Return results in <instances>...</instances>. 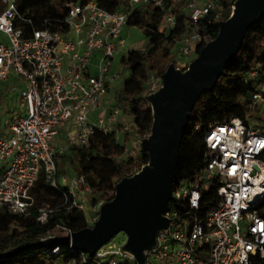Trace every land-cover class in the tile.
<instances>
[{
    "label": "built area",
    "instance_id": "obj_1",
    "mask_svg": "<svg viewBox=\"0 0 264 264\" xmlns=\"http://www.w3.org/2000/svg\"><path fill=\"white\" fill-rule=\"evenodd\" d=\"M1 1L0 38L4 35L5 39H0V82L15 78L12 90L18 93L19 103L8 106L5 124L0 114V209L27 213L42 169L46 182L55 188L68 187L73 204L84 209L79 193L90 190L86 176H58V153L88 145L96 130L116 132L118 138L119 132L132 133L140 139V146L143 139L136 132V122L125 120L122 110L108 99L120 78L113 69L114 59L136 50L129 49L122 34L136 7L163 8L162 32L178 27L177 11L184 4L188 31L178 41L176 59V67L182 69L197 55L202 20L217 8L216 0H128L125 8L116 11L90 0L71 3L66 17L56 20L23 14L20 0ZM250 77H258V71H252ZM160 86L159 79L152 76L149 91ZM260 105H264V83L257 85L250 100L251 108ZM259 116L249 122L232 117L205 130L207 164L194 179L180 178L173 187L165 213L169 227L147 251L146 264H254L257 256L264 258V217L260 213L264 203V112ZM207 188L215 190L216 204L204 209L202 193ZM58 206H46L38 220L46 222ZM56 229L64 235L73 232L66 225ZM126 239H112L94 255L67 246L75 256L66 264H138L123 249ZM61 246L47 248L60 254Z\"/></svg>",
    "mask_w": 264,
    "mask_h": 264
},
{
    "label": "trees",
    "instance_id": "obj_2",
    "mask_svg": "<svg viewBox=\"0 0 264 264\" xmlns=\"http://www.w3.org/2000/svg\"><path fill=\"white\" fill-rule=\"evenodd\" d=\"M90 0H20L19 9L23 14L38 19H63L68 14L71 3H86ZM100 4L116 11L126 7L128 0H98ZM236 0H216L217 8L202 20V40L197 47V54L202 47L219 32V22L227 19ZM178 8L179 25L174 30L160 31L163 8L152 5H138L133 13L131 23L144 29L149 42L146 49H136L123 57L129 65L130 74L123 86L116 92L114 106L120 108L124 118L132 116L137 124V134L144 138L151 133L153 112L148 101L151 77L156 76L162 84V74L171 63L176 64L173 48L188 31V12ZM4 4L0 0V12ZM264 18L250 27L237 56L227 64L212 91H205L197 100L192 110L191 120L183 139L180 158L177 164L174 186L180 178L194 179L204 169L208 158L205 155L203 134L211 124L222 123L232 117H239L247 122L259 118L258 112L250 107V100L256 87L264 83ZM187 68V66L182 69ZM258 71V77L251 78L250 73ZM141 102L146 103L142 106ZM3 103L0 95V106ZM123 120L119 129H123ZM199 129L196 130L195 127ZM132 133L124 132L120 142L116 132L105 133L96 130L90 142L83 148L70 147L59 152L57 161L58 176L64 173V167L70 162L76 176L85 175L87 182L95 193L93 202L111 200L115 195L116 184L125 176L136 173L146 164L142 158L127 155V147L133 138ZM146 153L145 150L141 149ZM62 153V154H61ZM113 162L114 180H106L94 171L98 164ZM31 195L32 203L27 213H13L6 207L0 209V253L15 250L28 244H36L51 235L58 225H66L73 232L92 226L84 209L73 204L74 197L66 186L53 187L46 182L44 169L40 171ZM59 204L48 214L46 222L38 220L41 211L48 205ZM216 204L215 190L204 189L202 206L204 209ZM264 217V203L260 207ZM98 218V217H97ZM60 254H52L47 247H32L20 253L0 258V264H57L59 256L67 262L75 256L61 246ZM254 264H264V258L257 256Z\"/></svg>",
    "mask_w": 264,
    "mask_h": 264
},
{
    "label": "water",
    "instance_id": "obj_3",
    "mask_svg": "<svg viewBox=\"0 0 264 264\" xmlns=\"http://www.w3.org/2000/svg\"><path fill=\"white\" fill-rule=\"evenodd\" d=\"M263 18L264 0H236L230 16L219 22L217 36L202 47L187 68H178L174 63L168 66L161 86L147 96L153 123L141 147L148 153V162L116 184L114 197L100 206L92 226L0 253V258L32 247L58 245L94 255L124 232L127 239L123 249L138 264H146L147 251L157 245L158 235L169 227L170 219L165 213L173 198L177 164L192 110L202 93L215 88L227 64L240 51L250 27ZM256 198L257 194L253 200Z\"/></svg>",
    "mask_w": 264,
    "mask_h": 264
},
{
    "label": "rangeland",
    "instance_id": "obj_4",
    "mask_svg": "<svg viewBox=\"0 0 264 264\" xmlns=\"http://www.w3.org/2000/svg\"><path fill=\"white\" fill-rule=\"evenodd\" d=\"M122 34L128 43L129 49L130 48H134V49H146L147 48L149 39L142 27L133 25L132 23L129 22L124 26ZM0 39L4 40L5 36L1 35ZM180 46H181L180 43H177L175 47L173 48V55L176 59L178 56V49ZM124 55H120L116 59H114L113 69L120 73V78L117 81V88L113 89L110 95L108 96V99H110L112 103L115 101L116 92L123 86L124 81L130 74L129 65L122 62ZM196 56H197L196 53H194L193 57H191L190 60L194 59ZM14 80L15 78L13 76H9L7 80L0 82V95L3 101L2 106H4L1 108L2 111H4L6 107L8 108V106H11V105L17 106V104L19 103L18 93L12 90V81ZM141 105L146 106V103L141 102ZM254 110L256 111V113L258 112L259 115H262L264 112V105H260ZM125 120H134V118L130 116V117L125 118ZM118 136H119L118 139L120 140V142H122L124 140V133L119 132ZM139 140L140 139L138 138V136L133 135V138L129 142L128 147H127V155L133 156L136 158H142L145 162H148V153L147 152L144 153L141 151L142 147L140 146ZM59 141L62 143L65 140L60 138ZM113 162L114 161H110L105 164H98L94 168L95 173L99 175L101 178H104L106 180H114V175H113V170H112ZM62 175L66 176L68 179H70L73 176H76V171L74 170L70 162L66 163L64 167V173ZM94 197H95V193L91 189V187H90V190L88 191L81 190L79 193V200L84 205V212L88 219L98 216L100 206L102 205L103 200L100 199L94 203L92 200ZM90 223H92V221H90ZM55 235H64V232L63 230L55 229L54 231L51 232L50 236H55ZM125 238H126V234L124 232H120L116 236L113 237V240L121 241ZM57 264H66V262L64 261L63 255L59 256V260Z\"/></svg>",
    "mask_w": 264,
    "mask_h": 264
},
{
    "label": "crops",
    "instance_id": "obj_5",
    "mask_svg": "<svg viewBox=\"0 0 264 264\" xmlns=\"http://www.w3.org/2000/svg\"><path fill=\"white\" fill-rule=\"evenodd\" d=\"M14 81H12V83H13ZM16 106V105H15ZM2 107H4V106H1V108ZM0 108V114H1V117H2V121H3V123L5 124V122H6V120H7V117H8V108L6 107L5 109H4V111H2V109ZM6 110V111H5ZM4 112H6V113H4ZM62 139H64V136L62 137Z\"/></svg>",
    "mask_w": 264,
    "mask_h": 264
}]
</instances>
